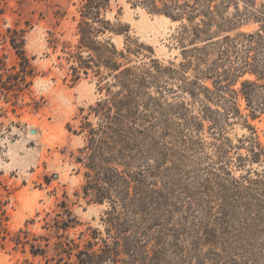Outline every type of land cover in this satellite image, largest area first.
<instances>
[{
  "label": "rangeland",
  "instance_id": "374dc122",
  "mask_svg": "<svg viewBox=\"0 0 264 264\" xmlns=\"http://www.w3.org/2000/svg\"><path fill=\"white\" fill-rule=\"evenodd\" d=\"M141 1L110 0L104 17L122 31L120 35L107 33L104 38L125 53V59L119 60L125 66L156 60L161 67L176 69L184 62V49L204 43L182 34L186 20L151 12ZM211 6H215L217 18L211 27V32H217L211 37L228 36L231 42L223 45L225 53L211 52L204 66L211 67L214 76L199 83L211 91L218 86L219 91L205 102L207 107L214 112L236 108L239 115L230 122L218 115L213 127L201 120L197 133L205 144L214 141V135H223L232 162L230 175L242 180L246 168L261 170L264 166L249 163L241 167L238 163V157L247 154V139L253 138L264 149V89L258 88L252 102L241 92L243 82L264 84V0H214ZM78 8V0H4L0 6V264H76L78 252L98 253L101 240H110L105 213L112 205L88 202L82 187L89 171L88 130L100 124L97 104L107 97V89L114 93L118 87L112 79L99 80L92 73L71 80L66 57L77 44ZM8 30L23 35L15 38H19L17 42L24 39L29 64L25 76L19 72V59L10 45L14 35ZM244 62L252 67L242 70ZM194 72L189 69L185 75L192 79ZM164 83L159 84L158 93L149 89L152 96L159 97L160 106H152L146 113L149 120L157 119L158 129L167 126L170 130L159 139L169 148L166 166L174 163L176 168L164 195L173 210L169 222L180 224L189 216L184 193L194 190L204 178L202 169L208 160L188 151L179 160L175 152L183 148L174 137L181 124L184 133L189 131L180 104L188 108L189 119L200 115L202 103L181 92L179 81ZM31 130L36 133L34 138L29 137ZM117 149L120 147L107 152ZM205 149L210 152L211 148ZM94 158L100 163L97 155ZM152 159L141 157L128 165L126 160L123 163L112 157L105 162L126 171ZM123 199L127 200L126 194ZM125 209L117 206L127 223L130 217ZM215 216L222 221L217 225L218 231L224 230L219 232L221 240L240 244L245 254H254V260L264 264V204L239 206L225 218L220 213ZM89 242L96 245L89 247ZM237 254L231 250L222 263Z\"/></svg>",
  "mask_w": 264,
  "mask_h": 264
},
{
  "label": "trees",
  "instance_id": "16d2710c",
  "mask_svg": "<svg viewBox=\"0 0 264 264\" xmlns=\"http://www.w3.org/2000/svg\"><path fill=\"white\" fill-rule=\"evenodd\" d=\"M213 1H141L151 12L163 14L172 20H186L188 25L183 27L182 34L204 43L200 46L192 44L191 48L184 49V62L173 69L161 67L156 60L142 65H123L119 60L125 59V53L117 51L110 39L104 38L107 33L120 35L122 31L104 17L109 10L110 0H78L77 44L66 57L71 80L76 82L80 74L87 76L92 73L99 80L112 79L118 90L111 93L107 89V97L97 104L95 112L100 124L96 129L88 130L89 145L86 149L90 150V154L86 168L89 171L85 174L86 183L82 187L85 197H89L88 202H108L112 205L105 213L106 233L110 240H101L98 253L78 252L76 264H258L254 260L255 255L245 254L239 248L240 244L220 239L219 234H223L224 230L218 231L217 225L221 220L215 214L220 213L225 218L239 206L264 204V166L261 170L246 168L242 180H235L230 175L232 162H229L231 160L223 135H214V141L205 144L197 133L202 126L201 120L208 121L209 126L213 127L217 125L218 115L224 116L227 122L239 115L236 108L225 112L212 111L205 102L216 90L219 91L218 86L211 91L199 83L201 79L214 76V70L204 66L211 52L217 50L223 54L227 51L223 45L231 42L228 36L216 40L211 37L212 33L217 32H211V27L217 21L215 6H211ZM217 27L220 29V26ZM8 32L14 35L13 38L10 36V45L19 59V72L25 76L29 64L24 55V39L20 38L17 42L19 38L15 37L18 32ZM18 36L23 37L21 34ZM256 36L263 39L259 33ZM126 51L130 53L131 49L127 48ZM243 66L242 70L252 67L246 62ZM193 68L195 76L188 79L185 74ZM169 79L179 81L181 92L202 103L200 115L189 119L186 118L188 108L180 104L184 125L188 124L189 131L184 133L181 124L174 140L183 150L175 153H178L179 160L184 159L183 151L196 154L200 160H208L202 169L204 178L198 181L195 191L187 190L184 193L187 195L189 216L183 218L180 224L169 222L173 210L164 195L171 172L176 168L174 163L171 167L166 166L169 148L159 139L168 136L170 130L167 126L158 129L157 119L149 120L146 113L152 106H160L159 97L152 96L149 89L155 88L158 93L161 90L159 84H167ZM258 88L263 90L264 84L242 83L241 92L247 102H252L257 96ZM245 143L247 154L238 157L240 166L245 167L249 163L264 165V149L253 138ZM206 146H210V152L205 151ZM115 147L120 149L108 154L107 151ZM95 155L100 163L95 162ZM148 156H153V159L132 169L128 167L126 171L109 167L105 162L117 157L123 163L126 160L129 165L138 158ZM123 194H126L127 200L123 199ZM117 206L126 208L130 217L127 223L121 218ZM95 245L89 242V247ZM231 250L239 254L231 257L228 263H222L226 253Z\"/></svg>",
  "mask_w": 264,
  "mask_h": 264
},
{
  "label": "bare ground",
  "instance_id": "6f19581e",
  "mask_svg": "<svg viewBox=\"0 0 264 264\" xmlns=\"http://www.w3.org/2000/svg\"><path fill=\"white\" fill-rule=\"evenodd\" d=\"M33 131H34V130H33ZM29 132H30V131H28V133H29ZM30 134H31V133H29V137H30V138H34L36 133L31 134V135H30Z\"/></svg>",
  "mask_w": 264,
  "mask_h": 264
},
{
  "label": "water",
  "instance_id": "95a60500",
  "mask_svg": "<svg viewBox=\"0 0 264 264\" xmlns=\"http://www.w3.org/2000/svg\"><path fill=\"white\" fill-rule=\"evenodd\" d=\"M30 133H31V134H34V133H35V131L31 130V131H30Z\"/></svg>",
  "mask_w": 264,
  "mask_h": 264
}]
</instances>
